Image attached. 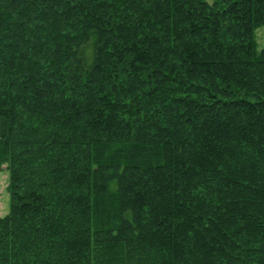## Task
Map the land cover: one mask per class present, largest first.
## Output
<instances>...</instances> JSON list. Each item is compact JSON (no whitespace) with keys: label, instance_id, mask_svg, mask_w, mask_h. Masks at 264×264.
Returning <instances> with one entry per match:
<instances>
[{"label":"trees","instance_id":"1","mask_svg":"<svg viewBox=\"0 0 264 264\" xmlns=\"http://www.w3.org/2000/svg\"><path fill=\"white\" fill-rule=\"evenodd\" d=\"M264 0H0V264H264Z\"/></svg>","mask_w":264,"mask_h":264},{"label":"rangeland","instance_id":"2","mask_svg":"<svg viewBox=\"0 0 264 264\" xmlns=\"http://www.w3.org/2000/svg\"><path fill=\"white\" fill-rule=\"evenodd\" d=\"M257 47L264 48V26L255 32ZM8 172L4 167L0 169V215H4L9 209V193L7 191Z\"/></svg>","mask_w":264,"mask_h":264}]
</instances>
